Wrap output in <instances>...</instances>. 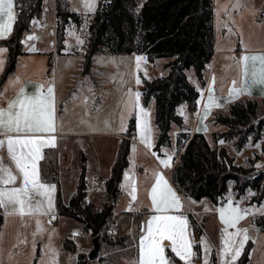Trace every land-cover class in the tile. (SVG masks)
<instances>
[{"label": "crops", "instance_id": "1", "mask_svg": "<svg viewBox=\"0 0 264 264\" xmlns=\"http://www.w3.org/2000/svg\"><path fill=\"white\" fill-rule=\"evenodd\" d=\"M15 16L14 0H0V74L7 56V49L1 41L10 35ZM49 25L54 28L49 71L59 72L58 55L61 54L55 50V21ZM28 32L22 36L23 52L17 58L15 70L0 85V168L4 171L6 169L7 172L4 173L8 176L10 172L16 171L19 184L31 181L37 186H47L49 182L42 181L40 177L41 160L44 148L54 147L61 198L67 204L76 188L81 165L85 166L87 179L94 168L98 170L103 166L99 157L94 156L96 148H87V141L84 150V139L70 135L60 137L62 133L57 129L58 86L51 73L46 76L43 59L40 62L36 57L29 59L33 53H38L39 45L26 48L23 40ZM65 49L69 52L67 32L64 48L60 53ZM213 50V56L203 71L204 84L197 86L198 104L196 108H191L185 102L178 105L177 112L182 117V127L170 129L168 147L154 149L153 145L159 134L154 123V110L150 104L139 105L141 113L139 117H135L136 132L130 142L128 165L124 168L116 198L119 207L115 204L112 209L114 215L122 216L121 213L124 212L131 216L128 222L119 226L122 230L120 234L124 236L123 242L114 244L105 251L110 256L108 264H132V260L134 264H166L168 259L174 260L173 264H176L177 261L169 252L182 264H186L194 252L197 238L184 206L188 212L202 215L201 219L206 215L204 225L211 226L209 229L207 226L208 231L202 232L198 238V256L202 264L214 258L217 264H236L242 253V222L250 215L241 205V200H235L230 195L224 202L214 204L207 197L198 200L189 196L183 197L170 179L171 169L178 158V132H201L209 140L208 135L214 130L212 116L215 109L226 108L243 96L264 98V49L219 48L216 46L214 33ZM256 55L259 56L257 59ZM204 90L205 95L201 96L200 93ZM84 100L87 101V98ZM122 134L119 133L114 142L110 170ZM106 143L102 142V146ZM140 149L151 153L156 165L154 170L145 168L143 162L146 157ZM140 163L143 165H139ZM66 173H73V179L68 185L67 196L64 197L61 177ZM95 174L98 173L95 171ZM114 226L117 229V225ZM204 238L211 246L206 260L203 259ZM214 248L219 250L217 255H214ZM105 253H101V256Z\"/></svg>", "mask_w": 264, "mask_h": 264}, {"label": "rangeland", "instance_id": "2", "mask_svg": "<svg viewBox=\"0 0 264 264\" xmlns=\"http://www.w3.org/2000/svg\"><path fill=\"white\" fill-rule=\"evenodd\" d=\"M66 1L78 14L79 21L75 22L71 16H64L67 19L65 30L69 52L65 49L63 53H58L61 54L58 55L59 72L57 70L50 72L51 65L48 62L54 42V28L49 23L53 24L58 18L54 10V0H42V13L32 19L29 32L23 42L27 45V49L39 45L38 53H33L29 59L36 57L39 62L43 59L46 76L51 73V77L56 80L58 86L57 129L62 133L60 137L65 138L70 135L82 138L84 150L86 141L87 148L94 146L97 150L94 156L99 157L103 167L98 170L94 168L89 174L87 183L90 185L95 171L104 180L109 176V164L117 135L127 130L130 118L140 116L141 103L152 106L155 123V97L150 95L147 101H144L145 82L167 74L169 68L164 66L167 61L164 57L155 58L151 62L146 54L141 56L137 53H113L106 51L108 48H104L103 51L93 55L92 66L88 72L83 73L84 51L89 36L88 26L92 21L98 0ZM212 5V21L217 47L264 49V0H212ZM257 57L259 56L256 55V59ZM188 78L193 84L196 81L194 85L198 90L197 86H200V82L195 75L193 78ZM85 97L87 101L84 100ZM247 98L255 99L250 96H243L240 99ZM198 100L199 95L194 105L184 102L191 108H196ZM255 100L259 105L260 116L264 117L263 99ZM178 105L175 108L177 114ZM226 108H217L214 113L222 115ZM182 122L180 125L173 122L171 128H181ZM139 123L142 124L141 121ZM212 123L217 132L227 129L225 125L215 123L213 120ZM168 135L170 140V130ZM208 137L211 146L225 147L236 164L249 165L247 161L249 158L250 164L256 170L264 168L262 148L264 130L258 140H253V136L250 135L247 143L238 150L234 147L233 140L220 138L215 143L211 140L212 134ZM104 141L107 143L102 146ZM140 150L146 157L143 162L145 168L154 170L156 165L151 158V153ZM143 163L139 165L142 166ZM4 172L7 170L4 171L1 167L0 175L3 176L0 177V264H77L78 259L82 257L86 258L84 264H108L110 256L105 251L115 244V240L123 242L124 236L120 234L122 230L119 226L129 221L130 214L123 212L121 216L110 213L99 231L100 251L95 259L89 260L87 254L91 249V230L79 220L58 214L55 205L56 183L49 182L47 186H37L31 181H26L19 184L16 171L10 172L9 176ZM72 175L73 173L71 175L66 173L61 177L64 197L67 196L68 185L73 179ZM250 197L248 194L240 199L241 205L250 215L242 222L244 236L240 248L242 249L246 241L251 239L253 245L246 264H264V231L258 230L255 224V219L264 212V198L256 204ZM88 198L94 208L107 204L105 183L100 193L90 194ZM115 204L117 208L119 207V202L115 200L111 203L112 209ZM48 215L52 218L48 219ZM195 215L201 223L198 226L201 227L202 232L208 231L211 226L207 225V229L202 222V215L196 213ZM114 224L117 225V229L111 228ZM65 238H71L74 241L75 252L62 248ZM204 239L203 259L206 260L211 252V246L206 238ZM101 253L105 254L101 256ZM132 261L134 264V260ZM173 262L174 260L168 259L166 264H173Z\"/></svg>", "mask_w": 264, "mask_h": 264}, {"label": "trees", "instance_id": "3", "mask_svg": "<svg viewBox=\"0 0 264 264\" xmlns=\"http://www.w3.org/2000/svg\"><path fill=\"white\" fill-rule=\"evenodd\" d=\"M16 16L10 35L1 43L7 49L6 61L0 74V85L15 70L17 58L22 54V36L29 31L31 21L42 13V0H14ZM55 14V50L60 53L64 48L67 19L72 17L78 22V14L66 0H54ZM212 0H98L97 7L88 26V43L82 64L83 73L92 66L94 54L103 51L113 53L146 54L149 61L155 58H167L164 66L167 74L145 82L144 101L150 95L155 97V123L159 134L154 145H169L168 131L174 122L180 125L182 117L176 113V106L181 102L194 105L199 95L195 85L188 78L192 73L200 84H204L203 71L211 60L214 50ZM112 45L110 46V43ZM51 65V57L48 59ZM264 101V98H263ZM222 113V111H219ZM213 122L225 125V131L213 130L212 140H233L238 150L248 141L260 138L264 130V117L260 116L259 105L255 99H238L231 102L224 114L214 113ZM135 118H130L127 130L119 139L116 156L111 166L110 175L105 182L108 203L102 211H97L92 203L84 204L87 188V176L84 165L78 175L76 188L71 193L68 203L61 198L57 178V160L54 147L43 150L40 177L42 181L57 185L55 205L60 215L85 223L88 227H98L99 231L112 212L111 203L118 196L124 168L128 165L130 142L135 135ZM178 158L170 172V179L181 196L193 199L207 197L214 204L224 202L230 195L235 200L250 194L251 201L259 204L264 198V168L256 170L249 165L236 164L225 147L211 146L204 133L178 132L176 138ZM264 150V143H262ZM188 220L197 241L194 252L200 253L199 236L202 233L198 217L188 212ZM206 215L203 216L202 222ZM201 224V223H200ZM258 230L264 231V212L255 219ZM202 226V225H201ZM89 228V227H88ZM104 238V237H103ZM119 244V241H114ZM253 242L248 239L236 264H246ZM62 248L75 252L76 246L71 238H65ZM177 261L176 257L169 252ZM85 257L77 264H84ZM215 264V259L213 260ZM34 264V263H33Z\"/></svg>", "mask_w": 264, "mask_h": 264}, {"label": "built area", "instance_id": "4", "mask_svg": "<svg viewBox=\"0 0 264 264\" xmlns=\"http://www.w3.org/2000/svg\"><path fill=\"white\" fill-rule=\"evenodd\" d=\"M188 77L193 78L194 75L192 73H190V74H188ZM200 95L204 96L205 95V90L203 91V93H200ZM105 182H106V180L102 179L99 174H95L93 176V179L90 182V185H88L87 188H86V192H85V195H84V198H83V203L84 204H90L91 201L89 200L88 196L90 194H98V193H100L101 190H102V186H103V184ZM29 194H31V193H29ZM102 209H103L102 205L99 206V207H96L97 211H102ZM51 218H52L51 215H48V219H51ZM198 223H199V220H198ZM199 225H200V223H199ZM112 228H115V226L113 225ZM218 251L219 250L217 248H214L213 249L214 255H217ZM225 256L228 257V254H226ZM214 259H215V264H217L216 258H214ZM187 262H188V264H202L201 261H200L199 256L195 252H193L190 255V257L188 258ZM205 264H214V262L212 260V261H209V262H207Z\"/></svg>", "mask_w": 264, "mask_h": 264}, {"label": "water", "instance_id": "5", "mask_svg": "<svg viewBox=\"0 0 264 264\" xmlns=\"http://www.w3.org/2000/svg\"><path fill=\"white\" fill-rule=\"evenodd\" d=\"M88 227L91 230V249L87 254V258L92 260L97 257V254L100 251L101 242L99 237V228L93 227L90 224H88Z\"/></svg>", "mask_w": 264, "mask_h": 264}]
</instances>
